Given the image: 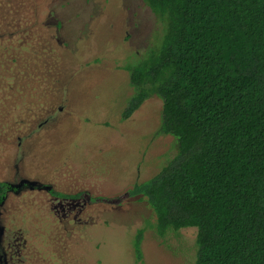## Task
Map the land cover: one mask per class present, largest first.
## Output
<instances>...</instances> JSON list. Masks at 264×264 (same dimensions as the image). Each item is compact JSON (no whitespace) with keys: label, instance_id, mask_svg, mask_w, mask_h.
I'll use <instances>...</instances> for the list:
<instances>
[{"label":"rangeland","instance_id":"1","mask_svg":"<svg viewBox=\"0 0 264 264\" xmlns=\"http://www.w3.org/2000/svg\"><path fill=\"white\" fill-rule=\"evenodd\" d=\"M160 30L143 0H0V180L12 170L82 195H8L0 264H195L197 229L160 237L130 193L177 152L159 96L125 114L127 66Z\"/></svg>","mask_w":264,"mask_h":264},{"label":"trees","instance_id":"2","mask_svg":"<svg viewBox=\"0 0 264 264\" xmlns=\"http://www.w3.org/2000/svg\"><path fill=\"white\" fill-rule=\"evenodd\" d=\"M143 2L161 30L127 66L125 114L159 96L177 152L130 193L160 237L197 229L195 264H264V0ZM9 188L0 181V203Z\"/></svg>","mask_w":264,"mask_h":264},{"label":"flooded vegetation","instance_id":"3","mask_svg":"<svg viewBox=\"0 0 264 264\" xmlns=\"http://www.w3.org/2000/svg\"><path fill=\"white\" fill-rule=\"evenodd\" d=\"M38 45V44H37ZM47 120L49 121V118H47ZM10 174L8 175V178H6V180H0L3 182L8 183L9 185V190L7 191V195L5 197V199L8 197V195H15L18 198H22L24 195H26V191H30L31 195L34 194V190L33 189H37L38 191H41L42 194H44L42 191H46L49 194H53L56 200L57 199H61L63 200V203L65 202H69V201H76V200H80L81 198V194L80 192H64V191H56L53 187V185H38V182L33 179H27L22 177L21 175L16 176L15 172H13L12 170H10ZM28 189V190H27ZM86 195H84L85 199L87 202L90 201V196L85 193ZM5 202V200L3 201ZM2 202V203H3ZM76 203V202H75ZM1 204V203H0ZM79 204V203H77ZM67 227H69V225H66ZM72 230H69L68 232H70Z\"/></svg>","mask_w":264,"mask_h":264}]
</instances>
